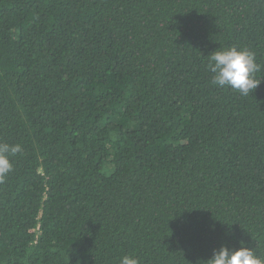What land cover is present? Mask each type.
<instances>
[{
    "label": "trees",
    "instance_id": "1",
    "mask_svg": "<svg viewBox=\"0 0 264 264\" xmlns=\"http://www.w3.org/2000/svg\"><path fill=\"white\" fill-rule=\"evenodd\" d=\"M0 143V264L264 260V0H0Z\"/></svg>",
    "mask_w": 264,
    "mask_h": 264
},
{
    "label": "clouds",
    "instance_id": "2",
    "mask_svg": "<svg viewBox=\"0 0 264 264\" xmlns=\"http://www.w3.org/2000/svg\"><path fill=\"white\" fill-rule=\"evenodd\" d=\"M260 69L261 65L256 62L251 51L235 46L213 51L208 64L212 85L229 87L244 96L261 82L255 78V73ZM19 152L20 144L0 143V183L5 181L13 169L10 157ZM119 264H139V261L135 256L126 254L119 258ZM197 264H264V260L241 242L240 247L235 250L221 245L219 250H213L211 258L198 260Z\"/></svg>",
    "mask_w": 264,
    "mask_h": 264
}]
</instances>
